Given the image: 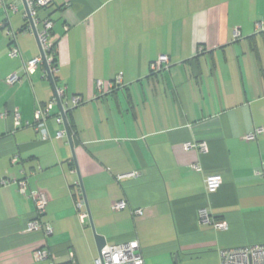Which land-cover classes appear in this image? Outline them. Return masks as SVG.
Returning a JSON list of instances; mask_svg holds the SVG:
<instances>
[{"label":"crops","instance_id":"obj_1","mask_svg":"<svg viewBox=\"0 0 264 264\" xmlns=\"http://www.w3.org/2000/svg\"><path fill=\"white\" fill-rule=\"evenodd\" d=\"M8 1L17 9L0 4V24L17 33L21 56H10L0 30V264H95L91 220L108 244L138 239L146 264H159V254L173 264H220L221 249L264 243V133L244 139L264 127V0H53L34 31L25 30V0ZM46 18L57 82L83 99L66 112L71 138L55 136L65 123L54 118L47 139L34 126L36 108L55 96L48 62L24 70L41 54ZM163 55L169 62L152 70ZM13 73L21 81L9 85ZM131 172L139 175L119 177ZM213 174L223 184L209 192ZM32 191L48 196L42 220L51 234L27 231ZM120 200L128 206L113 209ZM202 209L228 228L201 221ZM38 249L49 259L35 258Z\"/></svg>","mask_w":264,"mask_h":264},{"label":"built area","instance_id":"obj_2","mask_svg":"<svg viewBox=\"0 0 264 264\" xmlns=\"http://www.w3.org/2000/svg\"><path fill=\"white\" fill-rule=\"evenodd\" d=\"M53 0H25L26 11L24 12V17L28 19V24L26 25V31H34V28L39 23V19L36 17L39 9L48 6ZM0 4L5 6V8L17 9L16 4L10 3L8 0H0ZM43 29L37 31V36L41 45L43 54L36 56L24 63V70L26 74L33 73L42 63L45 61L49 64L48 76H52L55 82V96L48 103L40 104L35 110V122L34 126L38 130L42 139H47L50 137L49 130L47 126V120L54 118L58 124H64V119L62 112L53 113L56 105L58 104V99L62 102L63 111L66 113L70 108H74L83 102V99L79 95L68 96L67 88L65 85L57 82L55 74L57 73V67L55 66L54 54L56 52V44L52 38V31L54 22L50 18L42 20ZM0 30L5 31L6 35L11 40L10 56L19 57L21 56V51L19 45L16 42L17 33L10 27H6L0 24ZM240 35L239 29H235V37ZM169 58L165 55L160 56L152 64V70H161L167 63ZM9 85H14L21 81V76L18 73H13L6 79ZM122 82V74L113 81L112 86L120 85ZM102 81L98 82V85H102ZM16 123L20 124L19 113L16 112ZM264 133V127H257L253 131L247 133L244 136L246 141H253L258 139L260 135ZM67 135V129L63 126L60 130L56 132V137L61 138ZM196 145V144H195ZM193 143H187L186 149H191ZM199 150L206 152L208 150V145L203 142L197 145ZM18 160V155L13 159L14 162ZM259 176L264 177V170L258 172ZM139 173L131 172L119 177H136ZM8 183V180H4ZM20 189L26 193L28 188V183L25 179L17 180ZM206 188L209 192L217 191L223 184V177L219 174L208 175L205 179ZM29 195L33 198L36 204V215L28 222L27 231H43L45 235L52 233V226L49 222L42 220L44 213L46 212V207L48 204V196L44 192H34L32 191ZM77 214L80 222L85 225L89 218V213L85 209V198L81 190L78 191V196L75 201ZM128 206L126 200H120L113 203V209L123 210ZM136 215H142V209H136L134 211ZM201 221L214 223L215 227L219 229H227L228 223L226 221H215L212 219L210 212L207 209H202L200 211ZM220 254V264H264V243L255 245H246L242 247L225 248L219 251ZM50 253L44 249H38L35 251V258L39 260L49 259ZM95 264H146L145 257L141 250V246L138 239H133L123 243L117 244H106L99 252L98 256L94 260Z\"/></svg>","mask_w":264,"mask_h":264},{"label":"water","instance_id":"obj_3","mask_svg":"<svg viewBox=\"0 0 264 264\" xmlns=\"http://www.w3.org/2000/svg\"><path fill=\"white\" fill-rule=\"evenodd\" d=\"M41 53L43 54L42 49H41ZM49 79H50V81L53 83V85L55 87V82H54L53 77L50 76ZM58 106L60 107L62 115H63L65 127L67 129V136L69 138H71V133H70V129H69L68 121H67V116H66V113L63 111L62 102L59 99H58ZM89 216H90V219H91V215L90 214H89ZM91 224H92V228H93V231H94V234H95V238H96V241H97V244H98V248H99V251H100L107 244V241H106L104 236H102V235H100V234H98L96 232V229H95V226H94L92 220H91Z\"/></svg>","mask_w":264,"mask_h":264},{"label":"rangeland","instance_id":"obj_4","mask_svg":"<svg viewBox=\"0 0 264 264\" xmlns=\"http://www.w3.org/2000/svg\"><path fill=\"white\" fill-rule=\"evenodd\" d=\"M158 257H160V263L159 264H173L172 263L173 262V256L165 255V254H159ZM156 261H158V260L156 259ZM168 262H170V263H168Z\"/></svg>","mask_w":264,"mask_h":264},{"label":"trees","instance_id":"obj_5","mask_svg":"<svg viewBox=\"0 0 264 264\" xmlns=\"http://www.w3.org/2000/svg\"><path fill=\"white\" fill-rule=\"evenodd\" d=\"M56 44V43H55ZM54 58H55V62H56V52H55V54H54ZM73 108H70L68 111H67V116H68V114L70 115V112H71V110H72ZM69 129L71 130V132H72V130H73V126L72 125H69Z\"/></svg>","mask_w":264,"mask_h":264}]
</instances>
